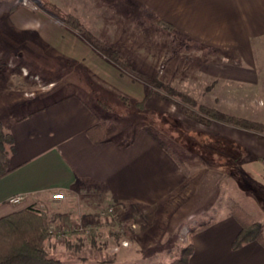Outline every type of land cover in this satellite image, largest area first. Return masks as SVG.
I'll use <instances>...</instances> for the list:
<instances>
[{
	"label": "crops",
	"instance_id": "1",
	"mask_svg": "<svg viewBox=\"0 0 264 264\" xmlns=\"http://www.w3.org/2000/svg\"><path fill=\"white\" fill-rule=\"evenodd\" d=\"M9 1L0 2V13L5 16L0 19V46L4 51H21L23 56L73 58L77 63L70 64V68L79 75L70 83L81 90L67 91L60 98L27 111L24 106L29 103H25L23 96L17 102L11 100L14 108L10 111H5L0 101V114L4 111L8 114L5 129L13 134L16 147L10 157L11 171L0 177V217L28 207L62 217L64 225L71 218L83 221L85 216L82 225L86 230L54 235L46 241L51 256L63 263L65 258H74L78 264L95 261L89 253L92 249L108 252L112 246L105 238L103 243L94 240L96 236L104 237L99 235H104L107 226L86 220L90 214L100 212L101 204L112 202L114 211L131 208L136 215L145 208L152 210L164 205L172 216L166 222L167 230L181 234L185 247L193 244L188 264H264V246L259 241L233 246L241 225L223 203L222 178L217 180L213 175L209 180L211 189L201 192L200 182L198 186L191 184L190 174L184 172L176 155L170 154L143 127H134L129 130L131 135H127L124 128L117 126L110 140L102 142H95L88 135V128L109 119L104 117L102 108L90 104L83 92L97 100L99 95H114L112 91L116 89L142 100L147 95L146 83L109 58L97 56L94 51L86 53L90 46L82 35L48 13L35 12L27 5L8 11ZM50 1L86 24L99 17L103 21L112 20L111 10L116 7L140 9L141 21L145 14L163 18L174 26V31L168 33L184 34L187 44L198 46L204 61L220 56L221 61L213 67L206 62L202 67L204 77L208 75L214 81L233 82L234 78H240L234 75V60L221 56L234 52L252 54L245 45L255 36H264V0ZM28 56V67L23 65L25 71L31 65L50 68L54 64V69L64 66L63 62L52 63L42 57L31 63ZM250 71L248 78L253 74ZM66 85L73 87L69 82L61 86ZM159 99L151 95L147 102L156 108L166 107ZM224 133L234 140L233 130L225 129ZM217 159H212L211 166L218 167L220 172L222 167L216 163ZM203 160L205 167L207 159ZM248 178L264 189L263 175ZM238 188L232 197L264 224V195L252 187L246 189L241 183ZM57 192L64 193V197L54 198ZM16 194H21L22 199L11 202L10 197ZM83 251L88 255H83Z\"/></svg>",
	"mask_w": 264,
	"mask_h": 264
},
{
	"label": "rangeland",
	"instance_id": "2",
	"mask_svg": "<svg viewBox=\"0 0 264 264\" xmlns=\"http://www.w3.org/2000/svg\"><path fill=\"white\" fill-rule=\"evenodd\" d=\"M18 5H27L35 12H46L70 28L43 5V0H10L8 11H12ZM62 11L67 12L64 9ZM111 12L113 15L110 21H103L102 17H99L87 24L84 23L93 34L107 44L104 48H97L82 36L86 44L90 46L86 49V53L94 51L97 56L109 58L115 62L110 52L121 50L127 54L135 71L124 69L146 83L147 95L148 93L150 95L147 97L145 109L141 112L128 106L121 97L126 94L116 89L112 93L117 97L103 94L99 95L97 100L83 92L90 104L102 108L104 117L109 119L107 122L114 121L117 124L113 122L116 127L124 128L127 135H131L129 130L134 127H143L164 141L183 165L184 172L190 174L191 184L198 186L200 182L201 192L205 188L211 189L212 183H209V180L213 179V175L217 180L222 178L224 205L230 207L232 202H237L232 196L239 190V183L246 189L252 187L254 191L264 195L263 186L250 182L248 178L264 176V133L218 120H213L211 124L199 122L183 113L178 104L182 100L180 97L182 93L197 102V105L191 108L205 105L232 115L264 122V36H255L245 45L253 51L252 54L234 52V55L221 56L234 60V75L240 78H234L233 82L214 81L208 75L204 77L206 73L202 67L206 64L213 67L219 63L221 61L219 55L212 56L207 60L208 62L204 61L198 46L187 44L182 35L175 36L144 19L141 21L143 12L140 9L116 7ZM4 17L0 13V19ZM26 56L17 50L13 53L5 52L0 46V96L2 95L0 101L5 106V111L12 110L14 105L10 103L11 100L14 99L17 102L19 98H22L21 96L25 103H29L24 106V110L27 111L52 102L67 91L81 90L70 83L79 75L70 68V64L73 63L74 66L77 63L73 58L52 55L39 57L30 54L28 57L31 63L42 57L52 63L63 62L64 66L61 68L59 65L57 69H54V64L50 68L48 65H43L38 67L39 70L31 65V68L25 71L23 65L28 67ZM250 70L253 74L248 78L251 74ZM66 82L73 87L61 86ZM91 82L94 86L95 82L93 80ZM159 83L168 85L174 92H168ZM59 86L63 88L58 90ZM151 95L160 98L159 100L167 106L156 108L148 104L147 101ZM165 95L169 98H164ZM102 101L111 104L115 110L106 108ZM5 111L0 114V121L3 124L6 121L5 117H8ZM225 129L234 131V140L224 133ZM214 158H218L217 164L221 163L220 172L218 167L211 166ZM203 159H207L205 167H202ZM205 177L206 183L203 182ZM195 190L192 189V194ZM112 205H114L112 202L101 204L100 212L90 214L91 217L86 219L107 226L104 235H99L104 237L98 239L96 236L94 240L103 243L102 240L105 238L106 242L112 245L110 251L107 252L101 248L92 249L89 253L93 254L95 261L78 264H168L180 257L185 248L182 235L167 230L169 224L166 222L172 216L164 205L152 210L145 208L139 215L134 214L131 208H124L121 211L118 209L111 213L108 209ZM32 208L44 212L50 228H64L63 230L70 228L65 234L75 233L76 231L73 230L75 225L80 224L83 227L82 222L85 216H82L83 221L81 218L77 221L71 218L68 224L64 225L62 217L47 215L41 208ZM54 208L52 206L51 209ZM124 242H127V245H124ZM83 255H88V252L83 251ZM64 264H75L74 258H65Z\"/></svg>",
	"mask_w": 264,
	"mask_h": 264
},
{
	"label": "trees",
	"instance_id": "3",
	"mask_svg": "<svg viewBox=\"0 0 264 264\" xmlns=\"http://www.w3.org/2000/svg\"><path fill=\"white\" fill-rule=\"evenodd\" d=\"M43 5L70 28L85 37L94 46L97 48L106 47V42L93 34L79 17L70 12H63L61 7L50 0H43ZM143 19L149 23L155 24L164 31H174L173 24L156 15L151 16L145 14ZM173 35L184 36V34ZM110 56L120 66L129 70H134L129 57L121 50L117 49L111 51ZM160 85L168 92H174L168 85H163L162 83ZM149 95L150 93L142 100L132 99L126 95H122L121 97L128 106L134 107L141 112L145 109L146 100ZM163 97L169 98L168 95ZM180 97L182 100L178 102V104L181 106L182 112L192 119L205 124H211L213 120H218L244 129L264 133L263 121L232 115L205 105H198L197 108H191V106L197 105V102L190 96L182 93H180ZM102 102L109 110H115L111 104L105 101ZM116 129L117 127L113 122L100 121L88 128L87 133L93 141L102 142L110 140V136ZM152 135L175 157V154L164 141L158 139L156 135ZM15 149L13 134L7 131L4 124L0 121V177L11 171L10 157L15 152ZM230 211L241 225V230L233 246L237 248L253 240L259 241L264 246L263 223L254 219V217L237 202H232ZM45 218L44 212L32 207L20 209L0 217V264H64L60 258L51 256L46 249V241L54 236L55 232L47 225ZM193 250L194 247L191 243L184 248L180 257L175 258L168 264H188L189 257Z\"/></svg>",
	"mask_w": 264,
	"mask_h": 264
},
{
	"label": "built area",
	"instance_id": "4",
	"mask_svg": "<svg viewBox=\"0 0 264 264\" xmlns=\"http://www.w3.org/2000/svg\"><path fill=\"white\" fill-rule=\"evenodd\" d=\"M22 197L23 196L21 194H16V195H13V196L10 197V201L16 203V202H19L22 199ZM63 197H64V193L57 192V193L54 194V198H56V199H61ZM109 211L110 212L114 211V208L111 207L109 209ZM83 228L86 230V227H84V226L83 227H80L79 225H75V227L73 228V230L74 231H77V230L83 229ZM51 229L54 230L55 235H57V236H63L64 233H66V232H68L70 230V228H68V230H63V229H60V228L59 229H56L55 227H53ZM126 243L127 242H124V245H127Z\"/></svg>",
	"mask_w": 264,
	"mask_h": 264
}]
</instances>
